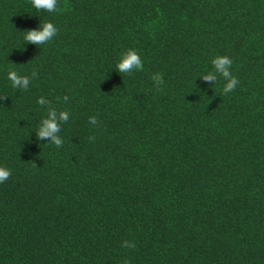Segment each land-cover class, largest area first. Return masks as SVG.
Returning a JSON list of instances; mask_svg holds the SVG:
<instances>
[{"label":"trees","instance_id":"16d2710c","mask_svg":"<svg viewBox=\"0 0 264 264\" xmlns=\"http://www.w3.org/2000/svg\"><path fill=\"white\" fill-rule=\"evenodd\" d=\"M218 55L227 95L203 78ZM0 97V264H264V0H0ZM49 109L59 148L37 139Z\"/></svg>","mask_w":264,"mask_h":264},{"label":"clouds","instance_id":"9594fccd","mask_svg":"<svg viewBox=\"0 0 264 264\" xmlns=\"http://www.w3.org/2000/svg\"><path fill=\"white\" fill-rule=\"evenodd\" d=\"M32 6L38 11H47L53 13L57 11L58 0H31ZM58 28L52 22H44L39 30H26L24 31V40L37 45H44L53 40V38L58 33ZM212 68L206 74H203L205 81L212 82L217 81L218 77H222L225 81L223 87V94L227 95L230 92L235 91L239 80L236 76L232 74L231 68L233 60L227 55H218L211 60ZM120 73H125L131 75L134 71H143V61L136 49H127L122 53L119 61L115 66ZM38 76V72L33 69L31 76L20 75L15 70H10L7 73V79L11 81L14 88H21L28 90L32 78ZM154 86L157 90L160 86L164 84L163 74L154 73L151 77ZM6 97H0V99H5ZM44 97H40L37 101L38 104H45ZM69 112L67 110H61L59 112V119H57V111L54 109H49L47 113V118L41 120L37 131V139L43 140L44 138H50V143L54 144L56 147L63 146V139L60 137L61 132V122H68ZM89 123L94 126L99 125V120L97 116H90ZM90 141L95 140V136L89 137ZM11 177V170L6 167L0 166V183H4ZM135 243L131 241H123L122 247L125 248H135ZM124 264H130V261L125 260Z\"/></svg>","mask_w":264,"mask_h":264}]
</instances>
